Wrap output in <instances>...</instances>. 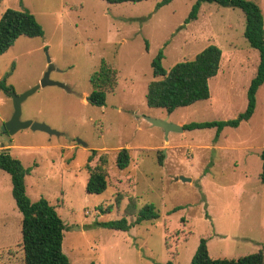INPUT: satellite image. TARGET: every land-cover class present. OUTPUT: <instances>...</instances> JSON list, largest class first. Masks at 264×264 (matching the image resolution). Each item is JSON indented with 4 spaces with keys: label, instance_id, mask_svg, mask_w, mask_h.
<instances>
[{
    "label": "rangeland",
    "instance_id": "374dc122",
    "mask_svg": "<svg viewBox=\"0 0 264 264\" xmlns=\"http://www.w3.org/2000/svg\"><path fill=\"white\" fill-rule=\"evenodd\" d=\"M249 1L264 16V0ZM160 2L0 0V18L7 9L28 12L44 29L42 37H21L0 56V76L15 63L7 84L22 95L41 81L49 57L56 69L50 79L67 86L41 88L22 105L23 121L46 124L59 136L30 129L3 133L14 109L0 90V152L8 149L32 170L27 195L55 207L71 264H190L202 240L213 259H238L264 247V84L252 118L225 128L217 141L215 128L166 133L148 121H229L246 110L260 57L244 37L245 16L203 3L198 19L185 24L197 0H173L158 9ZM209 45L222 50L219 73L209 81L210 99L172 113L149 108L151 63L158 53L169 71ZM103 61L116 70L117 85L106 105L97 107L88 96ZM123 148L131 162L121 171L116 156ZM101 157L108 161V188L88 194L87 166H97ZM148 205L159 211L158 220L126 232L98 226L123 217L133 222ZM22 219L11 177L1 171L0 264H24Z\"/></svg>",
    "mask_w": 264,
    "mask_h": 264
},
{
    "label": "trees",
    "instance_id": "16d2710c",
    "mask_svg": "<svg viewBox=\"0 0 264 264\" xmlns=\"http://www.w3.org/2000/svg\"><path fill=\"white\" fill-rule=\"evenodd\" d=\"M109 4L139 3L147 0H105ZM173 0H162L157 8L169 5ZM203 3H215L221 7L239 9L246 19L244 37L249 46L256 50L260 57L255 77L248 89V104L243 113L235 119L220 122H193L184 125V130H201L215 128L216 141L225 128H237L242 122L249 121L254 115L257 93L264 84V16L260 6L249 0H197L193 5L185 24L198 19V13ZM44 35V29L37 18L28 12L7 9L0 18V56L7 53L16 41L21 38H38ZM164 53L160 51L151 63L155 80L150 82L146 94L149 108L164 109L168 113L178 108L191 106L197 102L210 99L209 81L218 75L222 50L216 45H209L192 60L177 63L169 71L163 67ZM15 71V63L5 77L0 76V90L7 96L14 91L7 84V79ZM92 92L88 102L97 107L106 105L107 95L117 85V72L106 62H102L99 70L91 77ZM215 141V142H216ZM96 151H94L95 154ZM164 155L160 156V163ZM89 157V162L92 161ZM262 173L261 182L264 183V150L261 152ZM131 162L129 150L123 148L116 156L119 170L128 168ZM108 161L105 157L95 167L87 166L89 179L86 192L101 195L108 188ZM4 171L11 177L12 194L16 206L23 216L22 219V247L24 264H71L62 249L65 225L49 201L41 198L32 202L27 195L26 178L31 169L25 168L22 162L10 155L8 149L0 152V172ZM160 217L155 206L148 205L140 210L133 222L123 217L116 221L98 223V226L116 230L129 231L131 228L145 221L154 222ZM169 264H172L171 262ZM190 264H264V247L257 253L242 256L238 259H213L209 255L207 241L202 240Z\"/></svg>",
    "mask_w": 264,
    "mask_h": 264
},
{
    "label": "water",
    "instance_id": "95a60500",
    "mask_svg": "<svg viewBox=\"0 0 264 264\" xmlns=\"http://www.w3.org/2000/svg\"><path fill=\"white\" fill-rule=\"evenodd\" d=\"M48 70L44 74L43 78L41 81L32 89L29 91L25 92L22 95H17L14 91L8 92V95L12 98L13 101V113L11 118L4 123L2 131L3 133H7L9 135H15L18 132L22 130H27L30 129L32 131H39V132H44L47 133L51 136L56 135L59 136L60 133L57 131L53 130L51 127H49L46 124L43 123H38L34 121H23L22 120V105L23 103L31 97L33 94H35L39 89L45 88L47 86H57L63 89H67V86L59 83V82H54L50 79L51 73L56 70L55 66L51 63L50 58L48 57ZM148 121L155 127H159L164 129L166 133L169 132H184V127L180 125H176L173 123L168 122L167 120H155V119H148ZM79 144L84 145L87 147V145L81 141L78 142ZM3 147V146H2ZM180 180L188 182L190 181L189 179H186L184 177H180Z\"/></svg>",
    "mask_w": 264,
    "mask_h": 264
}]
</instances>
